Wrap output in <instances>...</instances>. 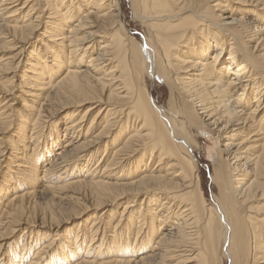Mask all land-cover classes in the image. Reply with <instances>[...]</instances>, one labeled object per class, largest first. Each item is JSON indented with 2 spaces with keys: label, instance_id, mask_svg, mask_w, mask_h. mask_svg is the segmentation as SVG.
<instances>
[{
  "label": "bare ground",
  "instance_id": "bare-ground-1",
  "mask_svg": "<svg viewBox=\"0 0 264 264\" xmlns=\"http://www.w3.org/2000/svg\"><path fill=\"white\" fill-rule=\"evenodd\" d=\"M129 3L0 0V264H264V0Z\"/></svg>",
  "mask_w": 264,
  "mask_h": 264
},
{
  "label": "rangeland",
  "instance_id": "rangeland-1",
  "mask_svg": "<svg viewBox=\"0 0 264 264\" xmlns=\"http://www.w3.org/2000/svg\"><path fill=\"white\" fill-rule=\"evenodd\" d=\"M119 3L121 5V17H120L121 26L123 27V29L127 32V34L135 42L139 43L140 46L142 48H144L145 46H147V42L145 39L146 31L142 27V25H140V23L137 22L133 18L129 0H119ZM147 83H148V86L150 87L151 95H152V98L154 99V102L159 107V109H161L165 114H167V102L169 99L168 88L165 86V84L161 80H159L156 77H154L151 81L148 80ZM195 135H196V139L198 140V145H199L198 149L195 152V158L198 161V165H197L198 176H199V180H200L201 185H202V191H203L204 199L207 202L212 203L213 202V196H215L217 193V189L211 180L212 169H213L212 156L216 155L215 140H212L210 137H208L204 134H201V133L200 134L197 133ZM54 151H56V150H54ZM5 171L6 170H4V163H3V167L0 170V173L2 174ZM39 180H41V181L37 182L35 185L37 191L41 190V187L44 183V180L40 179V177H39ZM118 206H123V205H115L112 208V210L113 209L118 210L117 209ZM94 212L95 213L98 212L97 217L101 216V212L99 213V211H91V212L85 214V216L81 217L80 219L72 221V223L68 224L67 226H65L63 228L64 230L70 229L68 232L72 231V234H71L72 238H74V236L78 235L80 237V240H78V242H79V244H81L80 242H83L84 247L87 245V242L83 240V236L85 234V231H84V226L82 228H80V226L84 225L86 222H89V220L92 217H94V215H93ZM108 216H109L108 214L106 215V218H104V215L101 216V220L102 219L108 220L109 219ZM78 224H79V226H78ZM110 224L112 225V223H110ZM63 229H61V230H63ZM61 230H60V232H61ZM57 233H54V234H57ZM20 234L21 233H19L18 236ZM35 234L29 240V243L31 244L30 246H32L34 244V241L38 239V238H35ZM46 237H49V236L46 235ZM27 238L28 237H25V236H21V238L18 237L17 240L15 241V245L11 244V242H10L9 247H11V248L8 247L7 252L11 255V254H13L12 250H14L15 248H16L15 250H17V252H20L23 249V245H25V243L28 242ZM46 239L47 238H45L42 242H44ZM24 240H25V242H24ZM95 243H96V241H95ZM12 246H14V247H12ZM84 247H83L81 253L85 252ZM225 264H228V263L225 261Z\"/></svg>",
  "mask_w": 264,
  "mask_h": 264
}]
</instances>
